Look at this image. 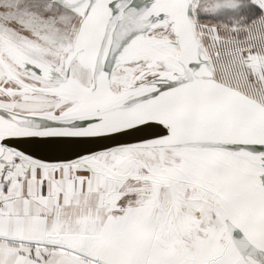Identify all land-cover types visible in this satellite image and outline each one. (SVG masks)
<instances>
[{"label":"snow or ice","instance_id":"6c2138e0","mask_svg":"<svg viewBox=\"0 0 264 264\" xmlns=\"http://www.w3.org/2000/svg\"><path fill=\"white\" fill-rule=\"evenodd\" d=\"M0 264H264V0H0Z\"/></svg>","mask_w":264,"mask_h":264}]
</instances>
